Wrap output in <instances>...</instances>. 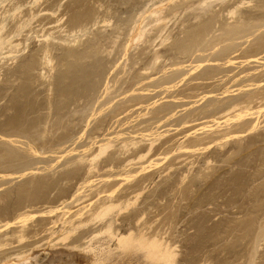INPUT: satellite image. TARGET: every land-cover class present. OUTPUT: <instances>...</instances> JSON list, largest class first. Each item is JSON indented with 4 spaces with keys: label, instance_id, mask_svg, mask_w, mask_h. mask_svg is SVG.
<instances>
[{
    "label": "rangeland",
    "instance_id": "obj_1",
    "mask_svg": "<svg viewBox=\"0 0 264 264\" xmlns=\"http://www.w3.org/2000/svg\"><path fill=\"white\" fill-rule=\"evenodd\" d=\"M4 1L6 2L0 0V22L6 26L3 34L9 35L8 38H12L13 44L19 43L20 48L14 47V50L9 43H6L4 49H7L1 51L0 81L6 83V78L10 77L8 73L12 74L16 71L17 74L10 77L11 81H14L15 76L20 75L19 62H23L22 59L25 57L37 59L40 64L31 67L32 82L40 91L37 97L42 98L43 102L41 106L37 105L36 109L24 115L25 127L33 133V136L28 138L17 133L13 134L11 127V122L16 120L13 105H17L18 85L15 83V87L7 92V98L4 96L0 99V149L3 150H0V153L6 154V147L15 145L13 147L23 153V156H30L34 162L32 169L25 171L31 173L23 176L18 173L3 178L0 170V184H2L0 264H48V260L56 256L55 254H62L63 250L75 252L81 264L87 261H89L87 264H97L90 260L88 252L79 248L72 249L66 243H72L74 239L75 242L81 236H88L90 232L89 235L92 236L95 229H99L100 225L103 226V223L113 218V215L117 216L113 219L118 218L115 228L118 225L125 230L131 228L136 235L139 229L147 226L150 232L160 231L165 236H171L172 242L176 241L177 254L173 263H167L157 256L158 247L148 248L144 244L130 240L122 247L114 249L112 258L104 257L103 261L106 263L103 264H126L124 259H129L133 255L134 259L140 256L139 264H264L263 16H259L255 21L252 20L253 22L250 21L247 30L240 32L234 40L236 43H230L239 48L238 51L232 54L227 52L224 59L218 60L220 61L218 63L228 70L209 80L192 81V73L178 74L173 83L160 85L167 75L173 73L174 67L168 64L186 61L187 57L175 52L176 56L161 57L157 61L159 65H156V69L147 70L146 67L153 61L155 48L150 47L151 42L143 41L134 43L130 50L132 43L130 39L134 32V22L143 15L146 18L144 23L147 24L152 18L149 16V11L165 4V0ZM231 1L233 0H217V2L213 0V5L215 4L217 11L227 4L232 5ZM170 2L184 5L196 3L197 6L199 0ZM253 4L264 6V0H255V2L253 0ZM15 7H20V10L15 12ZM226 13L227 11L221 16L220 23L215 20L210 23V37L221 33L222 19H225V23L228 20L224 16ZM189 14H192V17L189 16L190 19L187 17ZM171 15L164 20L165 22H159L166 28L161 33L156 32L160 37L154 44L159 43L161 37H166L170 33L177 37L185 35L192 27L197 30L198 26H195L197 20L192 10L180 8V12ZM186 17L192 20L188 22ZM106 18L109 22H102ZM20 21L21 24L28 23V26L26 25L18 36L14 29L20 25ZM191 23L195 25L190 26ZM186 26L188 30L184 29ZM147 27L149 30L150 27ZM201 28L198 27L199 32L202 31ZM184 31L186 32L183 33ZM154 34L155 32H150L151 36ZM88 43L93 46L89 47ZM76 44L87 47L84 48L86 51L81 49L84 55L87 54V60L86 58L81 60L80 55L70 56L71 53L68 51L73 46L76 47ZM43 47L49 48V57L53 62L44 63ZM156 48L161 49V46L158 45ZM12 49L14 52L10 53ZM143 50L148 56L144 53V56L141 55L142 60L138 55ZM208 52L210 49L206 54ZM228 59H233V62H228ZM212 62L211 64L216 63ZM188 64L190 62L185 63L184 66ZM165 66L167 68H164ZM182 69L188 71L190 68L185 66ZM71 74L79 76L75 87H83V90L82 93L80 92L81 96L78 95L74 99L77 104L71 103L69 105L71 112L66 113L61 120L55 113L59 109L58 102L62 103L61 100H66L62 95L68 91L61 92L59 89L66 90L73 87L75 83L72 82ZM86 75L89 77L87 82L84 80ZM97 76L99 78H96ZM94 78L95 82H93ZM196 82L208 85L206 87L205 84V88L203 86L202 89L188 90L190 85ZM90 85L98 89L89 91ZM184 90H188L187 93L192 97L183 98L181 101ZM89 92H94L95 96L92 95L88 102L86 95ZM172 92H178L179 97V100H176L179 103H173L176 106L173 116L169 110L163 109L167 102L173 100L167 97ZM233 98L239 99L238 102H242L243 105L239 104L242 106H239L238 110L228 111ZM4 99L7 102L9 99L13 100H9L7 104ZM74 108L78 111L76 109L74 111ZM112 113L118 115L115 114L114 117ZM39 116H42L39 121L45 120L46 117L47 119L36 126L35 120H38ZM190 118L194 120L184 122ZM41 130L45 131V137L41 138L39 135L36 137L35 134ZM108 141H110L109 146L104 152H100V143L104 144ZM152 142L154 144L149 150ZM31 143L32 145H29ZM36 150L38 153H35ZM141 154L145 156L140 158ZM126 164L128 166H125ZM6 180L8 183L3 185ZM38 181L45 189L36 185ZM35 186L38 187L37 190ZM9 187L17 191L10 195ZM110 198L119 205L104 219L91 222L82 229L79 228L76 234L70 236L72 239L58 240V236L61 235V231L60 234L58 231L63 225L61 221H58L57 225L52 221L61 217L66 218L79 208L91 212L92 209L109 203ZM123 207L127 208L123 209ZM52 208L54 211L48 212ZM6 210L13 213V217L21 214V217L25 218L17 219L11 228L1 227L7 221L5 216H2V211ZM66 210L67 214H65ZM55 228L56 232L53 231ZM22 234L26 236L24 239L20 238ZM81 240L80 245L84 247L83 244L87 239L82 237ZM96 240L95 238L93 241ZM112 243L115 248L116 242ZM57 262L55 261L54 264H60ZM130 263H132L131 259Z\"/></svg>",
    "mask_w": 264,
    "mask_h": 264
},
{
    "label": "bare ground",
    "instance_id": "obj_2",
    "mask_svg": "<svg viewBox=\"0 0 264 264\" xmlns=\"http://www.w3.org/2000/svg\"><path fill=\"white\" fill-rule=\"evenodd\" d=\"M10 1V0H9ZM12 1V0H11ZM15 1V0H14ZM38 0H36L37 2ZM98 1V0H97ZM127 1V0H126ZM163 1V0H162ZM166 3L165 4H161V5H158L156 7H153L149 12V16L152 17L150 18V21L145 24L144 21H145V17H143V15L140 17L139 20H137L136 22H134V32L132 36V38L130 39V41L132 42L131 43V46H130V50H131V47L134 43H139V42H151V46L150 47H154L155 50L154 51V56L152 58V63L150 62L149 66L146 67L147 70L149 69H153V68H157V66L159 65V63L157 64V61L164 56L166 55H173V56H176L175 55V52L178 53V54H181V56H184V57H187L186 61H179V62H173V63H169L168 65H171L173 66L174 68L172 69L173 70V73L171 72V74L167 75L165 77V80L160 84V85H164V84H167V83H173L176 78H177V75L178 74H181V75H184V74H188V73H192L193 77L191 78V80H209V79H212V78H215L217 77L219 74L223 73L224 71L228 70L226 68H223L222 67V64L218 63L220 61L218 60H221V59H224L226 56H227V52H229L228 54H232L233 52L235 51H238L239 48H236V46H233L232 44H230L231 42L233 43H236L234 42L235 39H237L238 37V34L240 32H243L244 30H247V26L248 24L250 23V21L257 19L259 16L262 17V19H264V6L263 5H256V4H253V0H233L231 2H233L232 5H225V6H221L222 8H220L219 10L216 11V8L214 7L215 4L213 5V0H199V3H197L198 5L196 6V3L195 5L192 4H177L175 2H170L171 0H165ZM183 1V0H182ZM185 1V0H184ZM193 1V0H192ZM196 1V0H195ZM258 1V0H257ZM262 1V0H261ZM3 2H6L3 0ZM108 2V1H107ZM181 2V1H180ZM215 2V1H214ZM217 2V0H216ZM255 2V0H254ZM12 3V2H10ZM35 3V2H34ZM127 3V2H126ZM14 4V3H13ZM109 5V4H108ZM256 5V6H255ZM17 6V5H16ZM20 6V4H19ZM22 7V5H21ZM104 7V6H103ZM114 7V6H113ZM101 8V7H100ZM180 8H184L185 10H192L193 12V15H194V18L197 20L196 22H193V23H196L195 26H198V27H202V31L199 32L198 30V27H197V30L195 28H190L189 30L187 29V27L189 26H186L184 27V29H187L188 32L184 31L183 33L186 32V34L183 36H177L175 37L173 35V33H170L169 35H166V37H161V41H159V43H156L154 44L157 39L160 37V34H156V32H163L166 28V26H164V24L162 25L161 21L165 22L164 20L166 18H168L171 14H176L178 12H180ZM193 8V9H191ZM20 10V7H15V12L16 10ZM98 9V8H97ZM45 10V9H44ZM107 10L108 7H107ZM142 10V9H141ZM222 10L224 11L223 13H226V15L224 14V16H226V18L228 20H226V23H225V19H222V24H223V27L220 28L221 33H219L218 35H213V36H209L210 34V30H211V27L209 26L210 23L212 21H221V16H223V13H222ZM99 11V10H98ZM182 11V10H181ZM184 11V10H183ZM22 12V11H21ZM111 12V11H110ZM142 14H143V11H141ZM31 13V12H30ZM35 13V12H34ZM37 13V12H36ZM222 13V14H221ZM13 14V13H12ZM16 14V13H14ZM101 15V14H100ZM99 15V16H100ZM106 15V14H105ZM104 15V16H105ZM140 15V14H139ZM14 16V15H13ZM17 16V15H16ZM32 16V15H31ZM30 16V17H31ZM36 16V15H35ZM94 16V15H93ZM148 16V17H149ZM172 16V15H171ZM177 16V15H176ZM183 16V15H182ZM192 17V14H189L187 17L189 18ZM113 17V15H112ZM178 17V16H177ZM186 17V18H187ZM12 18V16H11ZM110 18V17H109ZM173 18V17H172ZM171 18V19H172ZM185 18V19H186ZM187 18V19H188ZM225 18V17H224ZM16 19V18H15ZM108 18H106L105 20L103 19L102 22H109V20H107ZM184 19V21H185ZM190 19V18H189ZM188 19V20H189ZM194 19V20H195ZM7 20V19H5ZM30 20V19H29ZM61 20V19H60ZM58 20V21H60ZM74 20V19H73ZM174 20V18H173ZM172 20V21H173ZM192 20V19H191ZM191 20H189L188 22H190ZM115 21V20H114ZM167 21V20H166ZM171 21V20H170ZM57 22V21H56ZM76 22V21H75ZM176 22V21H175ZM183 22V21H182ZM186 22V21H185ZM253 22V21H252ZM20 25L19 26H16L17 29H14L17 33V35L19 36L20 33L22 32V30L25 28V26L28 24V23H23L21 24V21L19 22ZM17 23V24H19ZM143 23H144V26H143ZM168 23V22H166ZM193 23L190 24L193 25ZM30 24H31V21H30ZM160 24V25H158ZM178 24V22H177ZM218 24V23H217ZM8 25V24H7ZM174 25V24H173ZM193 25V26H194ZM216 25V24H214ZM250 25V24H249ZM28 26V25H27ZM84 26V25H83ZM149 26V30L147 29ZM182 26V25H181ZM185 26V25H184ZM218 26V25H216ZM78 27V26H77ZM178 27V26H177ZM213 27V26H212ZM6 26L5 24L1 23L0 22V57H1V53L3 52L2 50L4 49L6 43H9V45L12 46V48L14 49V47H19V43H16V44H13L12 43V38H8L9 35L7 34H3V31L5 30ZM74 28V27H73ZM80 28V27H78ZM85 28V26H84ZM83 28V29H84ZM181 28V27H180ZM215 28V27H214ZM213 28V29H214ZM132 29V28H131ZM171 29V28H170ZM179 29V28H178ZM182 29V30H184ZM212 29V30H213ZM219 29V28H218ZM76 30V29H75ZM75 30H72L75 31ZM85 30V29H84ZM82 30V31H84ZM148 30V31H147ZM12 31V30H11ZM78 31V30H77ZM176 31V30H175ZM198 31V32H197ZM8 32V31H7ZM150 32H155V34L153 36L150 35ZM212 32V31H211ZM78 33V32H77ZM168 33V32H167ZM182 33V32H181ZM12 34V33H11ZM75 34V33H74ZM147 34V35H146ZM4 35H7V36H4ZM99 35V34H98ZM14 36V34H13ZM119 36V35H118ZM253 36V35H252ZM93 37V36H92ZM145 37V38H144ZM129 38V37H128ZM76 39H77V36H76ZM98 39V38H97ZM109 39V38H108ZM95 40V39H94ZM92 41L93 43L95 41ZM10 41V42H9ZM39 41V40H38ZM89 41V40H88ZM86 40V42H88ZM111 41V40H110ZM113 41V40H112ZM128 41V39L126 40ZM227 41H230L229 43H227ZM262 41V40H261ZM101 42V41H100ZM259 42V41H258ZM264 42V41H263ZM77 43V42H76ZM81 43V41H80ZM83 43V42H82ZM90 43V42H89ZM89 47H92L91 44H89ZM96 43V42H95ZM128 43V42H127ZM21 44V43H20ZM84 44V43H83ZM83 44H79L77 45L76 47L73 46L72 48L69 49L68 52H70V56L73 55V56H77V55H80L81 56V60L85 59L86 58V55H84V52L81 51V49L83 50L85 48V45ZM87 44V43H86ZM14 45V46H13ZM71 46V44H69ZM87 45V46H88ZM139 45V44H138ZM158 45L161 46V49L160 48H156ZM48 46H50L48 44ZM123 46V45H122ZM147 46V45H146ZM28 47V45H27ZM52 47V46H51ZM58 47V46H57ZM56 47V48H57ZM142 47V46H141ZM149 47V46H148ZM256 47V46H255ZM20 48V47H19ZM87 48V47H86ZM85 48V49H86ZM135 48V47H134ZM7 49V48H6ZM4 49V50H6ZM11 49V48H10ZM11 50L10 53L14 52V50ZM49 48L48 47H43V50H42V54H43V59H45V62H48V64L50 62H53V60L49 57L50 55V51L48 50ZM64 49V47H63ZM84 49V51H86ZM153 49V48H152ZM210 49V52H207V50ZM2 51V52H1ZM8 51V50H7ZM20 51V50H19ZM22 51V49H21ZM58 51V50H57ZM56 51V52H57ZM129 51V50H128ZM150 51V50H149ZM253 51V50H252ZM66 52V51H65ZM120 52V51H119ZM140 51H138L139 53ZM146 51L143 50L141 53H139L140 55H138L139 57H141V55H143ZM8 53V52H7ZM103 53V52H102ZM149 53V52H148ZM168 53H171V54H168ZM248 53V52H247ZM14 54V53H13ZM40 54V53H39ZM59 54V53H58ZM93 54V53H92ZM96 54V53H95ZM146 54V53H145ZM18 55V53H17ZM34 55V54H33ZM66 55V54H65ZM147 55V54H146ZM92 56V55H91ZM128 56V55H127ZM144 56V55H143ZM148 56V55H147ZM172 56V58H173ZM12 57H15V56H12ZM38 57V55H37ZM68 57V56H67ZM93 57V56H92ZM170 57V56H169ZM239 57V56H238ZM241 57V56H240ZM23 58V57H21ZM42 58V57H41ZM40 58V59H41ZM57 58H59V56L57 55ZM62 58L64 59V56H62ZM79 58V57H78ZM90 58V57H89ZM137 58V57H136ZM149 58V57H148ZM162 58V59H163ZM54 59V58H53ZM139 59V58H138ZM142 59V57H141ZM146 59V58H145ZM167 59V57H166ZM2 60V59H1ZM23 62H19V65L20 67L18 72H20V75L18 76H15L16 79L14 81H11L12 79L10 77L14 76L17 74L16 71H13L12 74L8 73L10 75V77L6 78V83H0V99L3 98L4 96L7 98L6 94L7 92L10 91V89L12 87H15V83L16 85H18V89H16L18 91V95H17V105H13V109L16 113V120L15 121H12L11 122V127H12V131H14L13 134L17 133V135H22V136H25V137H32L33 136V133L27 129L25 127L26 123H25V120H24V115L25 114H29L32 109H36V106H41V102H43V99L42 98H39L37 97L39 92L37 90V88L35 87L34 83L32 82L33 80V73H32V69L31 67L36 65L37 66L40 64L39 61H37V59L35 60L34 58H30V57H25L24 59H22ZM21 60V61H22ZM58 60V59H57ZM87 60V58H86ZM130 60V59H129ZM143 60V59H142ZM182 60V59H181ZM229 60V59H228ZM3 61H4V58H3ZM94 61V60H93ZM127 61V60H126ZM151 61V60H150ZM212 61H215L216 63L215 64H211ZM78 62V61H77ZM87 62V61H86ZM169 62V61H168ZM187 62H190V64L188 65H185L186 67L188 66L190 69L188 71L186 70H183L182 68H184V64L187 63ZM228 62H233V59H230ZM227 62V63H228ZM42 63V62H41ZM80 63V62H79ZM84 63V62H83ZM127 63V62H125ZM135 63V62H134ZM213 63V62H212ZM9 64V63H8ZM32 64V65H31ZM47 64V65H48ZM81 64V63H80ZM86 64V63H85ZM89 63H87L88 65ZM138 64V63H136ZM135 64V66H136ZM165 64V62H164ZM7 65V64H5ZM14 65V64H12ZM18 65V66H19ZM43 65V63H42ZM41 65V66H42ZM46 65V67H47ZM52 65V64H51ZM60 66V64H58ZM71 65V64H70ZM74 65V64H73ZM115 65V64H114ZM131 65V64H130ZM157 65V66H156ZM3 66V64H2ZM8 66V65H7ZM40 66V68H41ZM44 66V65H43ZM90 66V65H89ZM61 67V66H60ZM65 67V66H64ZM69 67V66H68ZM102 67V66H101ZM161 67V66H160ZM16 68V67H15ZM49 68V67H48ZM62 68V67H61ZM60 68V69H61ZM89 68V67H88ZM108 68V67H107ZM113 68V67H112ZM132 68V67H131ZM155 68V69H156ZM159 68V67H158ZM164 68H167L166 66ZM34 69V68H33ZM72 69V68H71ZM86 69V68H85ZM130 69V68H129ZM154 69V70H155ZM3 70V69H2ZM70 70V69H69ZM97 70V69H96ZM101 70V69H100ZM41 71V70H40ZM44 71V69H43ZM64 71V70H63ZM74 71V69H73ZM146 71V70H145ZM165 71V70H164ZM9 72V71H8ZM75 72V71H74ZM78 72V70H77ZM2 73V72H1ZM84 73V72H83ZM60 74V73H59ZM79 74V73H78ZM94 74V73H92ZM97 74V73H96ZM148 74V73H147ZM12 75V76H11ZM51 75V74H50ZM62 75V74H61ZM88 75V74H87ZM86 75V76H87ZM98 75V74H97ZM164 75V74H163ZM7 76V75H6ZM4 76V79L5 77ZM42 76V75H41ZM47 76V74H46ZM68 76V74H67ZM71 76V79L73 77V80L72 82L74 81V85L73 87L71 88H67L66 90H63L62 88H60L59 90L62 92H66L68 91L66 94H63L62 96L66 97V100H61L63 101L62 103H59L58 102V105H59V109L56 110L57 112L55 113L56 117L58 119H61L63 117H65V114L66 113H69L71 112L69 110V105L72 103V104H77L74 99H76V97L78 95H80V92L83 90V87H75L76 84H77V80H78V77L79 76H72V74L70 75ZM94 76V75H93ZM106 76V75H105ZM52 77V75H51ZM57 77V76H56ZM77 77V78H75ZM85 77V76H84ZM162 77V76H161ZM49 78V77H48ZM96 78H99L98 76ZM1 79V78H0ZM43 79V78H42ZM89 79V77H85L84 80L87 82V80ZM93 79V78H92ZM91 79V80H92ZM111 79V78H110ZM243 79V78H242ZM58 80V79H57ZM60 80V79H59ZM112 80V79H111ZM251 80V79H250ZM84 81V82H85ZM104 81V80H103ZM58 82V81H57ZM67 82V81H66ZM93 82H95V78L93 80ZM102 82V81H101ZM100 84V82H97ZM96 83V85H98ZM104 83V82H103ZM36 84V83H35ZM43 84V82H42ZM92 84V83H91ZM109 84V83H108ZM107 84V85H108ZM206 84V83H205ZM204 83H199V82H196V83H192V85H190L189 89L188 90H194V89H200L201 87H203L205 85ZM7 85L9 87H7ZM53 85V84H52ZM71 85V86H72ZM208 84H206V87H207ZM44 86V85H43ZM60 86V85H59ZM85 86V85H84ZM136 86V85H135ZM175 86V85H174ZM173 86V87H174ZM40 87V86H39ZM48 87V86H47ZM57 87V86H56ZM56 87H54L56 89ZM145 87V86H144ZM188 87V86H187ZM9 88V89H8ZM49 88V87H48ZM89 91H93L95 90L97 87H95L94 85H90L89 87ZM108 88V87H107ZM143 88V87H142ZM170 88H172V86H170ZM205 88V86L203 87ZM40 89H43V88H40ZM70 89V90H69ZM87 89V88H86ZM98 89V88H97ZM202 89V88H201ZM57 90V89H56ZM130 90V89H129ZM183 90V89H182ZM187 90V91H188ZM15 91V90H14ZM13 91V92H14ZM49 91V90H48ZM47 91V92H48ZM54 91V89H53ZM85 91V90H84ZM123 91V90H122ZM181 91V90H180ZM187 91H182V93L184 94V96L182 97L181 101L183 100V98H186V97H192V95H190L189 93H187ZM221 91V90H220ZM228 91V90H226ZM59 92V91H58ZM63 92V93H64ZM95 92V91H94ZM90 93L86 95V98L88 99V102L89 100H91L90 98L92 97V95H94L93 93ZM120 92V91H119ZM16 93V92H15ZM42 93V92H41ZM82 93V92H81ZM113 93V92H112ZM157 93V92H156ZM215 94V93H213ZM217 94V93H216ZM15 95V94H14ZM13 95V96H14ZM250 95H252L250 93ZM49 96V95H48ZM55 96V95H54ZM81 96V95H80ZM95 96V95H94ZM99 96V95H98ZM258 96V95H257ZM58 97V95H57ZM60 97V96H59ZM167 97H171L173 100H170V102H167L166 106H164V110H169L170 111V114H172L173 112H175V109H176V106L175 104L179 103L178 101L176 100H179V97H178V92H172V93H169L167 95ZM255 97V96H254ZM252 97V98H254ZM257 98V97H256ZM259 98V97H258ZM48 98H46L47 100ZM50 99V98H49ZM82 99V98H81ZM255 99V98H254ZM253 99V100H254ZM10 100V99H9ZM8 100V102H9ZM13 100V99H11ZM10 100V101H11ZM55 100V98H54ZM58 100V99H57ZM59 100V101H60ZM85 100V99H84ZM93 100V99H92ZM112 100V99H111ZM229 100V99H228ZM245 100V99H244ZM5 101V99H4ZM3 101V103H4ZM49 101V100H48ZM83 101V99H82ZM107 101V100H106ZM239 99H231V104L229 105L231 108L230 109H227L228 111L229 110H234V109H237L241 104L242 102H238ZM249 101V100H248ZM7 101H5L6 103ZM7 102V104H8ZM52 102V101H51ZM85 102V101H84ZM102 102V101H101ZM177 102V103H175ZM225 102V101H224ZM87 103V102H86ZM104 103V102H103ZM102 103V104H103ZM107 103V102H106ZM170 103V104H168ZM175 103V104H173ZM221 103V102H220ZM219 103V104H220ZM90 104V103H89ZM105 104V103H104ZM138 104V103H137ZM214 104V103H213ZM216 104V103H215ZM84 105V104H83ZM243 105V103H242ZM241 105V106H242ZM250 105V104H249ZM5 106V105H4ZM240 106V107H241ZM9 107V106H8ZM47 107V106H46ZM74 107V106H73ZM81 107V105H80ZM79 107V109H80ZM122 107V106H121ZM174 107V108H173ZM7 108V107H6ZM10 108V107H9ZM7 108V109H9ZM77 108V107H76ZM74 108L73 110L75 111ZM90 108V107H89ZM128 108V106H127ZM244 107H242L243 109ZM52 109V108H51ZM82 109V108H81ZM126 109V108H124ZM123 109V111H124ZM239 109V108H238ZM237 109V110H238ZM249 109V108H248ZM12 110V109H11ZM10 110V112H12ZM78 111V109H76ZM225 110V112L227 111ZM235 110V112L237 111ZM8 111V110H7ZM35 111V110H34ZM119 112V109L117 110ZM240 111V110H239ZM83 112H84V109H83ZM91 112V111H90ZM224 112V113H225ZM235 112H232L233 114ZM245 112V111H244ZM243 112V113H244ZM8 113V112H7ZM51 113V112H50ZM85 113H86V110H85ZM230 113V114H232ZM12 114V113H11ZM89 114V113H88ZM91 114V113H90ZM95 114V113H94ZM117 114V113H115ZM115 114L112 115L115 117ZM120 114H121V110H120ZM221 114V113H220ZM242 114V113H241ZM54 115V116H55ZM77 115V114H76ZM75 115V116H76ZM111 115V116H112ZM118 115V114H117ZM5 116V115H4ZM80 116V115H78ZM173 116V114H172ZM231 116V115H230ZM241 116V115H240ZM42 116H39L38 120H35V123H37L36 126L40 125L43 121H46L47 117L45 120H42V121H39L41 119ZM49 117V116H48ZM71 117V115H70ZM74 117V116H73ZM86 117V115H85ZM84 117V118H85ZM33 118V117H32ZM52 118V117H51ZM77 118V116H76ZM75 118V119H76ZM80 119V117H78ZM106 118V117H105ZM4 119V118H2ZM14 119V118H13ZM44 119V117H43ZM68 119V118H67ZM73 119V118H72ZM78 119V120H79ZM101 119V118H100ZM233 119V118H232ZM12 120V119H11ZM31 120V118H30ZM60 120V121H61ZM82 120V119H81ZM104 120V119H103ZM194 119H186L184 120L185 123H188L190 121H192ZM66 121V120H65ZM76 121V120H75ZM102 121V120H101ZM70 122V120H69ZM2 123V122H1ZM45 123V122H44ZM67 123V122H66ZM65 123V124H66ZM101 123V122H100ZM99 123V125H100ZM8 124V123H7ZM6 124V125H7ZM60 124V123H59ZM44 126V125H43ZM59 126V125H58ZM8 127V126H7ZM10 127V129H11ZM23 127L25 128L23 130ZM71 127V126H70ZM69 127V128H70ZM146 127V126H144ZM73 128V127H72ZM95 128V127H94ZM100 128V126H99ZM54 129V127H53ZM68 129V127H67ZM101 129V128H100ZM65 130V128H64ZM95 130V129H93ZM97 130H99L97 128ZM51 131V129H50ZM105 131V130H104ZM103 132V131H102ZM117 132V131H116ZM72 134V133H69V135ZM16 135V134H15ZM40 136L41 138H44L45 137V131L41 130V131H38L37 134H35V136ZM101 135V134H100ZM114 135V134H113ZM13 136V135H12ZM47 136V135H46ZM60 137V136H58ZM64 138V136H63ZM71 138V137H70ZM9 139V138H8ZM112 139V138H111ZM56 140V139H55ZM110 140V139H109ZM12 141H15V140H12ZM63 141V140H62ZM111 141V140H110ZM110 141H108L107 143H104V144H101L100 143V152H104L105 149L109 146L110 144ZM56 143L57 142H60V141H55ZM54 142V143H55ZM96 144V143H95ZM154 142L151 143V146L149 147V150L152 149V146H153ZM29 145H32L29 144ZM15 145H8L6 147V154H1L0 153V170H2V173L1 176L3 178H6V177H10V176H14L15 174H18V173H21L20 176H23L24 174L26 173H31V172H25V171H30L32 169V164L34 163L32 160H31V157L30 156H23V153L19 152L15 147H13ZM93 146V145H92ZM99 146V145H98ZM184 146V144H183ZM45 147V146H43ZM42 147V148H43ZM1 151H3L2 149H0ZM148 150V151H149ZM88 151V150H87ZM31 152V151H30ZM35 153H38V151L36 150ZM94 156V155H93ZM145 156V154H141L140 158H143ZM114 157V156H113ZM25 158V161H23V159ZM112 158V156H111ZM110 158V159H111ZM108 159V158H107ZM114 159V158H113ZM131 160V159H130ZM135 160V159H134ZM116 161V160H115ZM129 161V160H127ZM113 162V161H112ZM130 162V161H129ZM133 162V161H132ZM39 163V162H38ZM128 163V162H126ZM131 163V162H130ZM110 165V164H109ZM130 165V164H129ZM125 166H128L127 164ZM95 168V167H94ZM35 173V172H34ZM37 173V172H36ZM38 174V173H37ZM32 178V177H31ZM34 178V177H33ZM32 178V179H33ZM35 179V178H34ZM8 180V179H7ZM7 180L5 182H3V185L4 184H7ZM40 180V178H39ZM4 181V180H3ZM33 181V180H32ZM33 183V182H32ZM44 184V183H43ZM27 185V184H26ZM25 185V186H26ZM36 185H38V187L40 188H43L45 189L44 187L41 186V184L39 183H36ZM2 186V184H0V187ZM18 187V186H17ZM37 186H35L36 188ZM37 187V188H38ZM10 188V195L14 194L15 191H17L16 189L13 190V187H9ZM15 188V187H14ZM36 188V190H37ZM19 190V189H18ZM27 190V188H26ZM30 190V189H29ZM33 191V190H32ZM103 191V190H102ZM9 192V191H8ZM28 192V191H27ZM39 192V191H38ZM37 192V193H38ZM79 192V191H78ZM24 193V191H23ZM32 193V192H31ZM101 193V192H100ZM4 194V193H3ZM17 194V193H16ZM15 194V195H16ZM76 194V193H75ZM9 195V196H10ZM34 195V194H33ZM40 196V195H39ZM113 196V195H112ZM13 197V196H12ZM31 197V196H30ZM41 197V196H40ZM21 198V197H20ZM29 198V197H28ZM38 198V197H37ZM50 198V197H49ZM81 199V198H80ZM111 199V198H110ZM2 200V199H1ZM0 200V202H1ZM9 200V199H8ZM20 200V199H19ZM24 200V199H23ZM31 200V199H30ZM43 200V199H42ZM22 201V200H21ZM27 201V200H26ZM20 203V202H19ZM122 203V202H121ZM131 204V203H130ZM129 204V205H130ZM119 204H117V202H114L112 201V199L110 200V202L108 203H104L102 205H100L98 208L96 209H92L91 212L89 211H83L84 208L80 209L78 211H75V213H71V215L69 214L68 217L64 218V217H61V218H58L57 220H54L52 221V223L54 225H57L58 221H61V225L62 228L61 230H59V234H60V231H61V235L58 236V240L59 241H67L69 238H71L70 236H73L72 234H74L77 230H80L79 228L82 229V227L88 225L89 223L91 222H94L96 220H102L105 218V216L111 211L113 210L115 207H117ZM122 206V205H121ZM60 208V206H58ZM54 208V207H53ZM51 209L50 211L48 210V212H53L54 209ZM124 208H127V207H123ZM25 209V208H24ZM122 209V208H121ZM5 210V209H4ZM12 211V210H11ZM44 211V210H43ZM3 213V217L5 218V224L1 227H6L7 229L8 228H11L12 226H14V224L17 222L16 220L17 219H21V218H25V217H21V214L19 215H15L16 217H13L14 214L12 215L10 213V211L6 210V211H2ZM22 212V211H21ZM67 210L65 212V214H67ZM120 212V211H119ZM19 213V212H17ZM118 213V212H117ZM116 213V214H117ZM1 214V212H0ZM61 214V212H60ZM63 214V215H65ZM121 215V213H120ZM10 218V219H7V218ZM28 217V216H27ZM60 217V216H59ZM111 217V216H110ZM117 217V216H115ZM114 215H113V218H115ZM119 217V216H118ZM3 218V219H4ZM47 218V217H46ZM56 218V217H55ZM113 218H110L108 219L107 221H103V226L100 225V228L98 229H95V233L93 232L94 229H93V235H89L91 234V232L88 234V236H81L79 237L78 239L79 240H76L72 243H66L67 246H70V248L72 247L73 248H79L81 249L82 251L84 252H88L89 255H90V260L96 262L97 264H103V263H106L104 260V257L107 258H112V255H113V251L114 249H118L120 246L122 247L124 245V243H127L129 242L130 240L133 241V242H136V243H139V244H144L146 247L150 248V247H158V253H157V256L160 257L161 259H164L167 263H173V261H175V257H176V250H175V243L172 242V237L171 236H165V234L163 233H160L159 232H150L151 230H148L147 226L146 228H141V230L139 229V232L135 235V231H133L131 228L127 230L121 228V226L119 227V225L115 228V224L117 223V219H113ZM2 219V217H1ZM53 219V218H52ZM120 220V219H119ZM124 220V219H123ZM2 221V220H0ZM98 222V221H97ZM102 222V221H101ZM51 223V222H50ZM48 223V224H50ZM99 223V222H98ZM94 224V223H93ZM96 224V223H95ZM28 225V224H27ZM122 225V224H121ZM124 225V224H123ZM46 226V225H45ZM49 226V225H48ZM30 227V226H29ZM93 227V226H92ZM92 227L90 229H92ZM94 227H96V225H94ZM28 228V227H27ZM46 228V227H45ZM49 228V227H48ZM52 228V227H51ZM50 228V229H51ZM57 228V227H56ZM56 228L53 230L55 231ZM87 228V227H86ZM22 229V228H21ZM60 229V227H59ZM87 230V229H86ZM57 231V230H56ZM55 231V232H56ZM6 232V231H5ZM24 232V231H23ZM52 232V231H51ZM78 232V231H77ZM4 233V232H3ZM2 233V234H3ZM13 233V232H12ZM81 233V232H80ZM6 234V233H5ZM8 234V233H7ZM76 234V233H75ZM79 234V233H78ZM57 236V235H56ZM24 234H22L20 236L21 239H24ZM82 237L84 239H87V242L85 241V244L84 247H81L80 245V241L82 242ZM56 238V239H57ZM97 239L96 242H94L93 240L94 239ZM72 239V238H71ZM113 241H115L116 243H114L116 246L115 248H113ZM55 245V243H54ZM82 245V246H83ZM54 248V247H53ZM56 249V248H55ZM53 250V249H52ZM60 250V249H59ZM72 251V250H71ZM66 252L63 250V253L62 254H55L56 256H53L50 260H48V264H54V262L58 261L60 264H81V260L79 261V258L77 259V257L75 256V252ZM65 252V253H64ZM81 252V251H80ZM118 252V251H117ZM57 253V252H56ZM61 253V252H60ZM92 255H91V254ZM79 254V252L77 253V255ZM126 254V253H125ZM19 255V254H18ZM21 255V254H20ZM119 255V254H118ZM122 255V254H120ZM82 256V255H81ZM139 256V255H137ZM87 257H88V254H87ZM140 257V256H139ZM135 258L134 259V255L131 256L129 259H124V261L126 262V264H139V259L140 258ZM27 258V257H26ZM83 258V259H82ZM81 259L84 260V257H82ZM25 259V257H24ZM87 260V258H85ZM89 259V257H88ZM130 259H131V262L130 263ZM78 261V262H77ZM113 261V260H112ZM123 261V260H122ZM141 261V260H140ZM57 262V263H58ZM89 262V261H87ZM87 262H85V264H87ZM84 264V262H83Z\"/></svg>",
    "mask_w": 264,
    "mask_h": 264
}]
</instances>
